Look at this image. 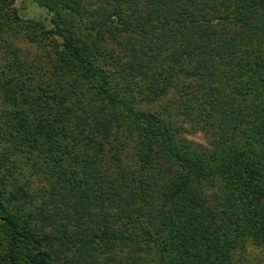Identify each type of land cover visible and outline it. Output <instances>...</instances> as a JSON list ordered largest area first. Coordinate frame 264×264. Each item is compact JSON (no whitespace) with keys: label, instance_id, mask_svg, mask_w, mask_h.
Masks as SVG:
<instances>
[{"label":"trees","instance_id":"obj_1","mask_svg":"<svg viewBox=\"0 0 264 264\" xmlns=\"http://www.w3.org/2000/svg\"><path fill=\"white\" fill-rule=\"evenodd\" d=\"M15 1L0 0V264H252L264 0H34L49 25Z\"/></svg>","mask_w":264,"mask_h":264},{"label":"rangeland","instance_id":"obj_2","mask_svg":"<svg viewBox=\"0 0 264 264\" xmlns=\"http://www.w3.org/2000/svg\"><path fill=\"white\" fill-rule=\"evenodd\" d=\"M15 6L19 10V14L21 17L25 19H35L38 21L44 22L46 25H49V13L46 8L39 6L36 4L34 0H16ZM190 139L195 140L197 142H205V138L202 133L196 132L195 134H191L188 136ZM35 184V183H34ZM36 185L33 186L35 188ZM33 191V189H32ZM264 258V252L258 253L253 257V263L260 262ZM261 260V261H260ZM259 264V263H258Z\"/></svg>","mask_w":264,"mask_h":264}]
</instances>
